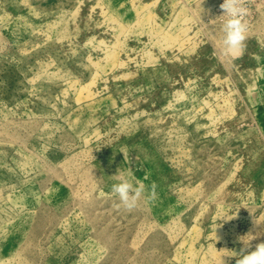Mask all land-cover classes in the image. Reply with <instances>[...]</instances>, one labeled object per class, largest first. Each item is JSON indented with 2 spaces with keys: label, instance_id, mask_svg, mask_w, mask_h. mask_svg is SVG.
I'll use <instances>...</instances> for the list:
<instances>
[{
  "label": "rangeland",
  "instance_id": "obj_1",
  "mask_svg": "<svg viewBox=\"0 0 264 264\" xmlns=\"http://www.w3.org/2000/svg\"><path fill=\"white\" fill-rule=\"evenodd\" d=\"M221 1L0 0V264H220L264 242V0L231 57ZM121 176L156 199L126 210Z\"/></svg>",
  "mask_w": 264,
  "mask_h": 264
},
{
  "label": "clouds",
  "instance_id": "obj_2",
  "mask_svg": "<svg viewBox=\"0 0 264 264\" xmlns=\"http://www.w3.org/2000/svg\"><path fill=\"white\" fill-rule=\"evenodd\" d=\"M220 9L223 14L218 18H224L221 25L223 33L221 53L224 56H235L246 47L245 41L248 38L249 32V23L246 18L249 15V9L245 4V0H223ZM155 189L156 185L153 184L149 192L142 182L137 180L133 183L131 180L121 176L120 182L112 186L111 192L118 197L120 206L131 211L138 206L141 199L146 196V193L148 199L155 200L157 197ZM220 220L227 222L231 219H229L227 215H224ZM255 223L259 224L257 220H255ZM222 226L223 224L220 223L217 228ZM254 239H256V235H253L251 232L238 237V242L243 245L240 252L236 253L228 250L219 251L223 253H235V255H221L220 264H225L222 260L223 256L238 257L236 264H264V242L258 243L254 250L248 251L252 247L251 241Z\"/></svg>",
  "mask_w": 264,
  "mask_h": 264
},
{
  "label": "built area",
  "instance_id": "obj_3",
  "mask_svg": "<svg viewBox=\"0 0 264 264\" xmlns=\"http://www.w3.org/2000/svg\"><path fill=\"white\" fill-rule=\"evenodd\" d=\"M223 3V0L219 3V9H220V5ZM221 10V9H220ZM221 12H222V10H221Z\"/></svg>",
  "mask_w": 264,
  "mask_h": 264
}]
</instances>
